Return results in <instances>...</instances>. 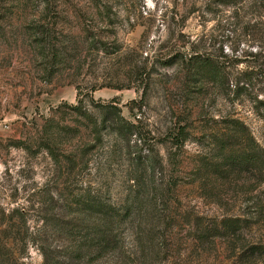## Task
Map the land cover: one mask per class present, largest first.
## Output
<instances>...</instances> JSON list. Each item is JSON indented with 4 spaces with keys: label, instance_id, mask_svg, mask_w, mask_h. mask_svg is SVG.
<instances>
[{
    "label": "rangeland",
    "instance_id": "obj_1",
    "mask_svg": "<svg viewBox=\"0 0 264 264\" xmlns=\"http://www.w3.org/2000/svg\"><path fill=\"white\" fill-rule=\"evenodd\" d=\"M252 68L264 0H0V264L95 230L81 197L129 212L124 264H264L263 174L228 161L264 121L223 86Z\"/></svg>",
    "mask_w": 264,
    "mask_h": 264
},
{
    "label": "trees",
    "instance_id": "obj_2",
    "mask_svg": "<svg viewBox=\"0 0 264 264\" xmlns=\"http://www.w3.org/2000/svg\"><path fill=\"white\" fill-rule=\"evenodd\" d=\"M197 58V56H193L190 62L194 60L195 65H198ZM223 86L226 87L227 93L233 96H247L252 103L254 111L264 121V69L254 70L252 68L249 72H240L233 80L223 75ZM74 108L78 109V106H74ZM112 108L117 109L116 106H112ZM227 128L233 133L231 136H243L240 133L241 129L237 128L235 123L229 125ZM181 132L182 135L185 134L183 129ZM247 136L249 137V148L244 150L242 155H237L232 151L228 161L232 164L236 161L239 164H246L249 167L255 168L256 171L262 172L264 180V141H260L250 130L249 132L247 131ZM177 139L178 143H181V138L178 137ZM73 204L80 207L78 208L80 212H85V209L94 207L96 209L94 210V218L98 225L93 231L76 230V228L69 227L72 221L65 220L67 221L65 225L69 227L67 228V232L61 229L57 231V234L43 228L40 229L41 232L39 233L38 230L40 239L44 241V243L40 244V250L44 258L43 264H97L111 260H113L114 264H124L125 251L120 225L129 217V212L123 213L116 206L107 205L98 200L83 199L82 197L71 200L69 205L72 206ZM78 217L73 216L74 219H78ZM238 221H240L238 218H224L221 221V228L225 229L226 234L235 235V231L231 228H236ZM51 236L58 239L62 238L66 242L54 245L51 242L49 243ZM262 250L264 251L263 246L252 244L247 250L248 252L245 253L246 259L250 255L254 256Z\"/></svg>",
    "mask_w": 264,
    "mask_h": 264
}]
</instances>
